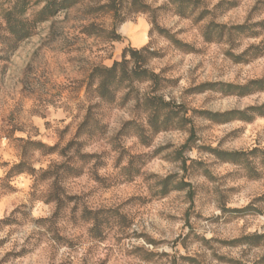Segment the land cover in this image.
Returning a JSON list of instances; mask_svg holds the SVG:
<instances>
[{"label": "clouds", "instance_id": "1", "mask_svg": "<svg viewBox=\"0 0 264 264\" xmlns=\"http://www.w3.org/2000/svg\"><path fill=\"white\" fill-rule=\"evenodd\" d=\"M181 2L0 0V143L9 153L5 156L8 165L0 166V187L18 171L9 173V169L23 161L25 172L40 165L30 177L34 191L43 172L41 161L53 152L51 145H58L55 154L46 157L48 194L27 197L15 214L17 205L0 208V264H185L181 256L198 253L204 254L203 264L211 260L208 249L193 243L185 227L184 213L192 203L186 199L190 189L184 188L175 202L171 196L161 197L186 181L194 200L200 202L210 190L223 185L225 178L212 163L197 167L188 159L214 161V157H198L194 149L183 150L179 158L175 154L194 127L200 136L201 126L211 123L195 109L217 114L245 108L236 96L225 100L219 91L201 90L198 97H189L186 89L197 91L194 85L208 80L240 85L247 81L215 70L231 63L222 55L229 48L227 36L212 46L220 55L210 74L203 69L189 71L203 57H185L177 52L175 41H185V51L192 50L188 45L207 47L202 32L208 21L193 24L195 14L182 19L178 13ZM216 2L211 0L207 6ZM257 3L264 6V0H247L244 7L251 9ZM246 15L229 23L244 25ZM137 20L142 41L134 55L127 26ZM258 21H264V11L247 23ZM232 41L236 55L244 53L249 44L260 43L246 40L235 46L239 43L235 35ZM169 68L174 69L169 75L180 78L179 86L175 80H164ZM153 71L160 78L158 87L150 75ZM252 101L264 103V91L247 103ZM185 115L191 123H184ZM232 127L225 124L223 130ZM42 137H47L49 147L34 143ZM258 139L250 147L264 150V130ZM205 142L198 139L195 144ZM219 143L215 139L212 146ZM154 157L170 163L163 170L156 169L151 164ZM185 159L193 165L187 175ZM57 165H71L83 175L67 182L65 169ZM246 168L264 176V151L231 165L235 173ZM208 169L214 183L205 178ZM256 188L252 195L264 192V179ZM49 194L48 212L36 220L31 215L34 199L47 200ZM197 210L193 209V218ZM169 213L176 217L172 222ZM10 216L16 223L5 226ZM194 227L199 229L198 224ZM248 231L264 233V227L257 225ZM200 234L210 239L218 233ZM178 237L181 242L188 237L187 250L177 242ZM216 248L230 256L232 264H264V241L257 247L242 243L234 250Z\"/></svg>", "mask_w": 264, "mask_h": 264}, {"label": "rangeland", "instance_id": "2", "mask_svg": "<svg viewBox=\"0 0 264 264\" xmlns=\"http://www.w3.org/2000/svg\"><path fill=\"white\" fill-rule=\"evenodd\" d=\"M199 1V7L201 10H206L207 14H205V18L197 21V16H199L200 11L195 14L193 19V24H201L204 21H208V23L213 22L215 25H223L226 27H235L238 24H230L229 20L232 18H238L240 14L247 12L245 17L246 26L252 28V31L258 33L256 37H238L239 43L235 46L243 45L246 40H260V43H252L248 45V48L245 49L244 53L240 55H236L233 51L234 42L232 41V37L229 38V48L225 49L222 53L229 61L230 64L224 65L223 68H215L217 72L223 71L225 75L231 74L234 79L244 78L247 83L243 85H247L248 83L264 78V62H262V57H264V40L260 38L264 36V29L256 26L255 24L263 23L264 21H258L255 24H248L247 20L251 19L254 15L261 13L264 11V6L260 3L253 5L251 9H245L244 5L247 3V0H217L215 4L209 8L207 5L211 3V0H195ZM192 17V16H191ZM209 17L211 19L209 20ZM182 18V17H181ZM190 17H183L182 19H189ZM207 23V24H208ZM204 25V28L206 25ZM128 27H132V30L127 33L128 39L131 42L132 48H137L139 45L135 44L134 36H140L138 32L135 30L140 27L141 24L137 20V22L129 23ZM184 30H181L183 34ZM236 36V35H235ZM225 37V36H224ZM224 37L218 42L206 43L207 47L204 48H195L194 45H188L191 48V51H182L176 48L178 53H183L185 57L189 55H196L199 57H203L202 60L197 61V65L189 69V71L200 72L201 69L205 73H211L214 70V62L218 59L219 53H217L213 49V44H219L224 42ZM181 44H185V41H179ZM162 58V57H158ZM154 72V71H153ZM174 69L169 68V71L165 73L164 80L167 82H172L175 80L176 86H179V77L175 75H169V73H173ZM219 83L231 84L234 86H243L240 84H236L229 81H201L199 84H195L194 88L197 91H193L192 88L186 89L189 97H198L202 91L213 90L210 88V85H216ZM257 92L251 94L246 97L237 96V101L240 103H245L244 109L232 108L226 109L225 112L230 111H244L247 108H260L263 107L262 112H264V103L257 104L255 101L247 103V101L251 100V98L256 96ZM223 95V94H222ZM225 100H228L232 96L223 95ZM195 111L200 112L202 115L204 113H209L206 109H195ZM220 114V113H217ZM250 115V114H249ZM184 123H191L188 120L187 115L184 117ZM230 124L233 125L227 132L223 130V125ZM264 130V115H256L252 121L244 122V121H230L227 123H214L211 121L209 125L201 126V135H196L195 127L192 130L191 136L185 141V143L181 146V150L177 151L175 154L177 158L183 155L182 147L188 143V148L185 150L192 151L193 149L197 152L198 157H214V161H209L207 159H193L189 157L188 159L193 160V165L197 167H203L206 163H212L213 167L217 170V173L221 175L224 179L223 185L217 186L214 189L210 190L209 194L203 196L200 202H196L194 200V193L191 190V194L186 195V199L191 201L190 207L184 213L185 218V227L189 229V236L192 239L193 243H200L203 247L208 249V252L211 253V260H215L216 264H232V258L230 256L224 255L221 253L216 246L218 245L221 249L234 250L239 247L242 243L250 244L253 247L259 246L261 241H264V233H254L249 232V228L256 227L259 225L260 227H264V192H259L258 195H252L253 192L257 191L256 185L259 180L264 179V176H261L259 172L256 170V174L251 176L246 170L235 173L231 170V165L229 163L220 162L215 154L214 150L217 151H227V152H238V151H251L258 147H250V145L259 143V131ZM66 135V132L64 133ZM47 137H42L40 142L45 144ZM198 139H204L206 142L196 145L195 141ZM215 139L220 141L216 147L212 146V142ZM228 145L227 148L222 147V145ZM46 145V144H45ZM235 145L236 147H232ZM58 147V145H51ZM6 146L0 143V166H7L9 160L5 159V156H8V151L5 150ZM258 153L264 151L258 148ZM257 153V154H258ZM54 153L47 155H54ZM47 155L45 159L41 161L43 165V171H46L47 166ZM188 159L183 161V167L185 174L187 175L189 167L193 165L188 164ZM170 163L169 160H166L161 157H154L151 160V164L154 168L163 170V167L167 166ZM57 167L65 169L66 172V181L71 182L76 179L82 177V170L76 172L73 170L71 165H57ZM35 170H39L40 165L33 166ZM220 170H223L222 172ZM43 173V172H42ZM31 176L27 174L18 175L12 178L10 181V187L13 188L12 191L4 190L0 188V208L11 207L13 205H17V207L13 208V214L19 211V207L22 206V202L27 197H39L42 193L48 194V187L45 184V181L49 178L44 177L41 174V178L39 183L35 184V190L33 191V183L30 179ZM44 177V178H43ZM206 179L211 178L210 182L214 183V177H212V172L210 169L206 170ZM15 180L16 182H12ZM183 183H186L184 181ZM188 188V187H187ZM170 191L161 197L162 200H167L168 197H172L173 201L179 199V193L183 190H178L177 188H169ZM51 202V195H48L47 200H42L39 198L34 199V203L31 206V215L36 219L40 220L46 216L48 212V203ZM247 207H251L247 212L235 213L233 210L240 211L241 209H245ZM198 210L195 212V217L193 218V209ZM207 213V215H205ZM169 222H172L176 219V217L169 213L168 215ZM5 226H8L11 223H16V220L10 216L4 222ZM194 223L199 225V229L194 227ZM214 231L218 233L217 235H213L210 239L207 236H202L201 231ZM240 233V234H237ZM254 235H261L263 238L256 240H244L245 237H250ZM177 242L181 243V247L187 248L188 237L181 242L180 238H177ZM34 255V253H33ZM166 255V254H165ZM204 254L198 253L195 256H181V260L185 262V264H203L201 257ZM211 260H207V264H211Z\"/></svg>", "mask_w": 264, "mask_h": 264}, {"label": "trees", "instance_id": "3", "mask_svg": "<svg viewBox=\"0 0 264 264\" xmlns=\"http://www.w3.org/2000/svg\"><path fill=\"white\" fill-rule=\"evenodd\" d=\"M200 2L199 1H195V0H189L188 3H184L183 0L180 4V7L178 8V13L181 15V17H191L192 14H196L198 13L201 9L199 7ZM197 10H199L197 12ZM207 11L206 10H201L199 16H197V21L200 22V20L205 18V14ZM256 26L263 28L264 24L263 23H258L255 24ZM202 35L204 36V41L206 43H213V42H218L219 40L222 39V37L227 36V37H232L233 35L236 36H240V37H256L258 35L257 32H255L254 30L252 31V28L246 26V25H236L235 27H226L223 25H215L213 22H210L206 25V27L204 28ZM184 46L185 44H181L179 41H175V47L180 49V50H184ZM185 51V50H184ZM136 49L135 48H131V53L135 55ZM125 54H128V51H125ZM138 58V57H137ZM139 59V58H138ZM145 74H148V70L145 69L143 70ZM151 78L156 82L157 87L160 84V78L158 77V75L155 72H151L150 73ZM210 88H213L214 91H219L220 93H222L225 96H239V97H246L249 96L251 94H254V92H260V91H264V78L263 79H259V80H254L250 83H248L247 85H243V86H234L231 84H224V83H219L216 85H210ZM263 107L257 108H247L244 111H230V112H224V113H220V114H212V113H204L206 114V116L210 119V121L220 124V123H227L230 121H244V122H250L253 120V118L256 115H264V112H262ZM250 114V115H249ZM173 116L176 115L175 112L172 113ZM190 141V140H189ZM189 141L186 143V145H184L182 147L183 150H185L186 148H188V143ZM34 143L39 144V145H43L45 147H49L48 145L43 144L40 141H35ZM53 149L54 153V149L56 148L55 146H50ZM259 151L258 148L253 149L251 151H238V152H227V151H217L214 150V154L216 156V158L220 161V162H224V163H229V164H236V163H241L243 162L248 154H257ZM49 153V154H51ZM47 155V154H46ZM184 164V163H183ZM14 169H18V171H16L15 176L18 175H22V174H27L29 176L32 175V172H36L37 170H35L32 167V172H25L24 170V164L23 161H21L19 164H14L12 169H9V173H12V171ZM248 173L251 174V176L256 174V171L254 168H246L245 169ZM49 173V170L47 168L46 171H43L42 175L44 177L47 178V175ZM43 177V178H44ZM13 177H10L9 183L3 187H0L4 190H10L12 191L13 188L10 187V181L12 180ZM189 188L190 190L188 191V194H191V185L190 184H186L181 182L180 185L176 186L175 188H177L178 190H183L184 188ZM172 189V188H171ZM170 191V189L168 191H166L163 195L167 194ZM264 200V198H262ZM251 207H247L245 209H241L240 211L238 210H233V212L235 213H240V212H247ZM263 238V236L261 235H254V236H250V237H245L244 240H258Z\"/></svg>", "mask_w": 264, "mask_h": 264}, {"label": "crops", "instance_id": "4", "mask_svg": "<svg viewBox=\"0 0 264 264\" xmlns=\"http://www.w3.org/2000/svg\"><path fill=\"white\" fill-rule=\"evenodd\" d=\"M137 28L135 31L138 32L140 34V36H134V42L135 44H138L140 45L141 44V41H142V36H141V28L140 27H135ZM132 30V27H128L127 28V33L129 34V32ZM137 39V40H136ZM139 39V40H138ZM131 42H132V39H131Z\"/></svg>", "mask_w": 264, "mask_h": 264}, {"label": "bare ground", "instance_id": "5", "mask_svg": "<svg viewBox=\"0 0 264 264\" xmlns=\"http://www.w3.org/2000/svg\"><path fill=\"white\" fill-rule=\"evenodd\" d=\"M134 38V37H133ZM133 40V39H132ZM135 40V39H134ZM137 40V39H136ZM139 40V39H138ZM133 43H134V41H133Z\"/></svg>", "mask_w": 264, "mask_h": 264}]
</instances>
